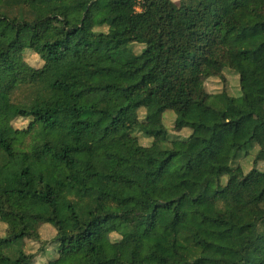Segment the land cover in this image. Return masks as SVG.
Returning a JSON list of instances; mask_svg holds the SVG:
<instances>
[{"label": "trees", "instance_id": "16d2710c", "mask_svg": "<svg viewBox=\"0 0 264 264\" xmlns=\"http://www.w3.org/2000/svg\"><path fill=\"white\" fill-rule=\"evenodd\" d=\"M26 50L42 65L22 81ZM226 68L248 110L206 90ZM260 105L264 0H0V264H36L42 224L43 264H264V170L233 165L251 143L264 160L237 137Z\"/></svg>", "mask_w": 264, "mask_h": 264}, {"label": "rangeland", "instance_id": "374dc122", "mask_svg": "<svg viewBox=\"0 0 264 264\" xmlns=\"http://www.w3.org/2000/svg\"><path fill=\"white\" fill-rule=\"evenodd\" d=\"M175 5L180 3V0H172ZM105 29V28H102ZM196 34H190L187 37V43L184 45L182 49V55H188L192 51V44L196 39ZM48 38L43 37V41L47 40ZM41 49V46H38ZM132 50L135 53H139L142 49V45L140 44H133L131 46ZM42 65V60L40 59L39 55L34 53L31 50H26L24 53V61L17 60L14 62L13 68L11 70L12 75L16 76L18 79L25 81L29 78L31 74L30 67H40ZM59 68V67H58ZM146 69V68H145ZM54 72V70H53ZM224 77L225 79H221L219 77H209L205 80V88L210 93H218L225 90L229 95L239 98L240 90H239V81L237 80L236 73L226 68L224 70ZM184 87L187 92H191L194 89L193 83V76L191 73H188L185 77ZM60 97V95H59ZM237 104L243 109H247L244 101L242 98L237 100ZM248 110V109H247ZM170 111V112H169ZM172 112V113H171ZM144 115V111H139V116L142 117ZM174 118L175 114L171 110H167L164 112L163 115V122L168 130V139H173L175 137H186L190 131L188 129L182 130H175L174 129ZM264 105H260L254 113H247L243 117L242 127L238 131L237 137L238 139H246L250 135H256L259 139H264ZM27 124V120L23 118H17L13 121V125L15 127H24ZM139 142L142 145H148L151 142V138L144 136L143 134H138ZM258 151V146L256 143H251L242 148L237 157L233 160V165H239L243 171L246 173L252 167H256L259 170H264V160H259L254 163V159L256 153ZM223 152L225 154H230L231 149L227 146L223 147ZM99 159L97 162L93 161V165L97 169H104L107 167V162L104 157L97 156ZM133 158L138 159L139 154L134 153ZM104 159V160H103ZM108 161V160H107ZM226 177L222 178L224 182ZM4 225L0 224V232L3 233ZM40 233V241H32L29 239L24 240V248L27 252L33 253L35 255L34 263L36 264H43L46 262L47 259L52 257L54 253L55 243L53 242L54 231L51 226L42 224L39 227ZM117 237L116 234L112 235V238L115 239Z\"/></svg>", "mask_w": 264, "mask_h": 264}]
</instances>
